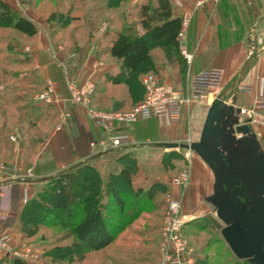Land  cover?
I'll return each mask as SVG.
<instances>
[{"label": "crops", "instance_id": "1", "mask_svg": "<svg viewBox=\"0 0 264 264\" xmlns=\"http://www.w3.org/2000/svg\"><path fill=\"white\" fill-rule=\"evenodd\" d=\"M2 1L17 14L28 18L37 29L33 37L21 36L13 31L10 33V38L14 40L13 52L18 54L22 48L28 52V64L25 66L28 71H20L18 65L12 66L10 71H0V161L16 167L17 176H20L0 183V240L15 248L25 244L17 229L18 213L35 194L36 186L72 165L88 160L96 161L97 157L92 155L89 143L105 135L89 120L84 107L71 106L64 101L50 106L30 101L25 110L27 116L22 120L19 116L22 99H31L43 88L46 79L55 83L57 95L61 99L67 98V72L69 77L76 80L93 76L95 88L90 98L93 106L103 109L130 107L134 100L128 90L122 91L121 87L124 86L112 84L104 76L115 74L118 70L115 60L108 53L113 34L122 27L118 22H135V9L142 0L123 1L128 6L124 10H120L121 3L113 7L105 3L100 8L91 3L93 0ZM169 2L173 16L181 19L187 17L188 23L179 45V60L172 53L166 55L163 50L154 49V52H158L161 83L184 91L190 76L210 68L223 70L221 90L209 96L208 104H194L186 108L182 120L195 114V111H201V106L206 108L205 119L211 101L236 78L247 58L249 39H253V52L258 55L236 88L235 105L245 112L254 110L253 115L246 113L242 117H248L256 136L264 138V108L257 107L259 99L264 96V0H218L217 3L207 2L201 7L195 5V0ZM98 9H101L100 13ZM54 12L69 19L66 27H48V16ZM104 12H107L108 18L105 21L108 25L106 34H103L104 28L100 29ZM73 44L78 46L74 49ZM60 47L63 52L59 50ZM182 50L191 56L189 64L181 56ZM74 55H78L74 65L69 66L66 64L68 62L63 64L64 58ZM102 60L107 61V64ZM24 74L27 78L22 80ZM195 107L199 109L194 110ZM151 120L154 119L139 121L129 127H137ZM60 123L62 128L58 129ZM180 123L181 120L171 124L176 126ZM10 135L15 137V142L8 140ZM129 137L130 142L123 145L120 151L132 153L152 143H182L142 142L135 140L137 137L134 132ZM107 154L109 151L96 155ZM190 163L191 177L183 197L184 209L189 213L203 214L207 209L202 200L205 202L204 198L211 194L212 174L200 158L192 159ZM173 192L176 190L173 189ZM0 264H10L8 255L2 251Z\"/></svg>", "mask_w": 264, "mask_h": 264}, {"label": "rangeland", "instance_id": "2", "mask_svg": "<svg viewBox=\"0 0 264 264\" xmlns=\"http://www.w3.org/2000/svg\"><path fill=\"white\" fill-rule=\"evenodd\" d=\"M106 1L107 0H93L91 3H95L101 8ZM126 7L128 6L122 1L120 10H124ZM98 10L100 13L101 9ZM101 16L100 29L104 28L103 34H106L108 31V28H106L108 25L105 23V21H108L107 12L102 13ZM120 16L123 15L121 14ZM120 19L122 20L123 18ZM60 23L63 28L66 27L65 25L67 22L63 21V19ZM131 23L130 21L118 22L119 26L122 27ZM10 33L11 31L4 32L5 38L4 40L1 39L0 48L3 50L4 46L6 47L5 52H7V59L11 62H15L17 59H26L25 55L28 54V52L23 48L18 54L13 52L14 40L10 38ZM76 46L78 45H74V49ZM61 49L62 47H60L59 50L63 52V49ZM73 51L72 49V52ZM152 53L154 56L153 67L155 71L139 74L138 78L140 82L148 75L153 76L157 81L161 82L158 71L159 64H157L158 52L152 50ZM77 57L78 55L64 58L63 64L65 65V63L68 62L66 64H69V66L74 65ZM102 62L106 63L107 61L102 60ZM112 65L114 66V64ZM89 78H91L95 84L93 76H89L84 80H76L69 77L67 72L65 75V81L67 79L75 83H82ZM121 88L123 89L122 91L126 89L125 86ZM35 94L31 99L25 100V105L24 107L22 106L21 113H25L28 102H33L32 99ZM91 107L102 110L95 106ZM197 108L198 107H195L194 110ZM205 109L204 106H201V111H195V114H191L189 117L184 118V120H182V116L180 119L181 123L176 126L169 123L166 119H154L137 127L117 125L113 128L111 133L114 135L126 134L129 137L130 133L134 132L137 137L135 140L142 142L147 141L148 143L152 141H180L186 144L189 140L198 139L206 111ZM10 132L11 130L8 133ZM179 133H181L182 138L179 137ZM10 137L15 139L13 135H10L8 137L9 141H11ZM257 138L262 148H264V138H261L259 135ZM129 140L130 137L127 142H123V145L130 142ZM11 142H15V140ZM120 149L121 147L110 149L108 150L109 154L103 156L96 155L102 152L101 150L97 151L92 149V155H95L97 158H95L96 161L89 160L90 165L99 173L104 182L109 178L113 180L112 182L121 192L119 195L124 202L123 211L118 212L108 191L105 188L100 189V195H102L101 199L103 201V214L108 217L110 224L109 230L114 237V241L110 248L101 253H87L84 247L78 246L71 236L70 228L68 227L71 221H68L64 217L60 218L58 214H54L50 215L49 227H39L35 236L30 239L31 242L28 243V245L33 248L32 251H34L36 256L35 259L31 261L32 264H160L162 260L160 233L163 225V218L167 211L168 198H177L181 201L178 213L179 216L184 217V222L181 226V234L187 247L191 249L193 264L197 257L202 260V264H245L243 261L233 256L224 242L220 235L223 224L211 213L212 207L209 204L202 200L203 205L207 209L203 214L199 212L189 213L184 209L183 197L188 189L191 177L190 162H192V159H198L196 155L181 148L161 150V148L147 147V145L141 146L139 149L140 151L136 149L135 152L132 153L120 151ZM126 153L132 155L135 159L133 164L119 161V158ZM186 157H189L188 160H186ZM122 166L131 169V188L126 190L118 187L119 184L115 177ZM182 172L188 174V182L185 187L176 186L173 183V179L178 177ZM43 186L42 184L37 185L36 189L41 190ZM173 189L176 190L177 194L173 192ZM147 190H156L157 193L153 200H149L146 196L145 191ZM138 191L142 193L137 194ZM77 249L84 252L82 256L83 260L77 257L75 253Z\"/></svg>", "mask_w": 264, "mask_h": 264}, {"label": "trees", "instance_id": "3", "mask_svg": "<svg viewBox=\"0 0 264 264\" xmlns=\"http://www.w3.org/2000/svg\"><path fill=\"white\" fill-rule=\"evenodd\" d=\"M122 1L125 0H107L106 3L108 7H113ZM61 18L65 22L69 20L64 15L52 13L47 19L48 27L52 28L53 24L61 26ZM135 18V22L123 26L113 34L108 53L115 60L118 70L115 74L110 73L104 76L106 81L126 87L135 102L130 107L144 98V88L138 75L155 71L152 50L159 48L166 55L172 53L173 57L179 60L178 35L182 27V19L173 16L169 0H142L136 6ZM5 31H13L25 37H33L37 33L36 27L28 18L17 14L0 0V40H4ZM5 50V46L3 50L0 48V71H10L12 66L17 65L20 66V71H28L25 69L28 64L27 54L26 59L11 62L7 59ZM26 78L25 74L21 77L22 80ZM21 105L24 107V99ZM90 105L93 106L91 103ZM130 107L97 108L122 111ZM19 113L22 120L27 116V112L21 113V109ZM119 159L129 164L135 161L128 153ZM115 177L119 184L118 187L125 190L131 188V169L122 166ZM112 181L109 178L104 182L99 173L90 165L89 160L60 170L52 177L44 179L43 188L37 190L18 213L17 229L22 240L25 241L24 246L33 250L28 245L31 242L30 239L35 236L39 227H49L50 215L58 214L60 218L64 217L71 221L68 225L71 236L78 246L84 247L87 253H101L108 250L114 237L109 230L108 217L103 214L100 189L105 188L108 191L118 212H122L124 208L123 199L119 195L121 192ZM140 193L142 192L138 191L137 194ZM156 193V190L145 191L149 200H153ZM18 247L20 246L15 248ZM75 253L80 260H83L84 252L77 249ZM8 260L10 264H32L31 261L11 256H8ZM243 263L248 264L244 261ZM194 264H202V260L197 257Z\"/></svg>", "mask_w": 264, "mask_h": 264}, {"label": "water", "instance_id": "4", "mask_svg": "<svg viewBox=\"0 0 264 264\" xmlns=\"http://www.w3.org/2000/svg\"><path fill=\"white\" fill-rule=\"evenodd\" d=\"M253 50L254 40L249 39L246 60L228 88L209 104L197 141L147 146L181 148L200 158L212 174L211 194L204 200L223 224L224 242L236 259L264 264V148L250 119L235 105L236 88L258 55Z\"/></svg>", "mask_w": 264, "mask_h": 264}, {"label": "built area", "instance_id": "5", "mask_svg": "<svg viewBox=\"0 0 264 264\" xmlns=\"http://www.w3.org/2000/svg\"><path fill=\"white\" fill-rule=\"evenodd\" d=\"M217 3L218 0H195V5L203 6L205 3ZM188 18L182 19L181 31L178 35V42L183 37ZM181 56L187 64L191 61V56L184 50ZM223 70L219 68H210L201 71L187 79V85L184 91L175 90L169 85L157 81L153 76L148 75L142 79L144 88V98L138 104L122 111H103L90 106V97L94 92V81L89 78L82 83L70 82L66 79V88L68 97L61 99L56 92L55 83L46 79L43 89L35 94L33 102L42 105H55L60 101L69 103L71 106H82L92 124L102 132L104 137L97 141H91L89 146L94 150L102 152L122 147L123 142H127L129 137L125 134L114 135L111 133L115 126L132 125L139 121L149 119H166L170 123H177L183 111L194 104H208L209 96L217 94L221 90ZM258 108H264V96L257 104ZM242 115L254 113V110L245 112L240 109ZM62 128V123L57 127ZM11 141L15 139L10 137ZM189 143V142H188ZM187 144V143H186ZM16 167L0 161V183L5 180H15L20 177ZM188 182V174L182 172L173 179L176 186L185 187ZM181 201L177 198H168L167 211L163 218L161 228V256L160 264H193L191 249H189L182 238L181 226L184 217L179 216ZM0 251L8 256L19 258L25 261L35 259L34 251L22 245L18 248L9 247L0 240Z\"/></svg>", "mask_w": 264, "mask_h": 264}]
</instances>
